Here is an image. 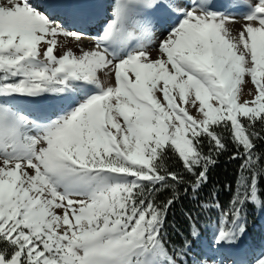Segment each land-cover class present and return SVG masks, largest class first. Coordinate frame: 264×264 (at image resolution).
<instances>
[{
	"label": "snow or ice",
	"instance_id": "snow-or-ice-1",
	"mask_svg": "<svg viewBox=\"0 0 264 264\" xmlns=\"http://www.w3.org/2000/svg\"><path fill=\"white\" fill-rule=\"evenodd\" d=\"M62 7L0 0V264H264L224 255L264 208V0H114L87 49ZM226 152L227 207L201 196Z\"/></svg>",
	"mask_w": 264,
	"mask_h": 264
},
{
	"label": "trees",
	"instance_id": "trees-1",
	"mask_svg": "<svg viewBox=\"0 0 264 264\" xmlns=\"http://www.w3.org/2000/svg\"><path fill=\"white\" fill-rule=\"evenodd\" d=\"M230 154L231 152H226L219 157L218 163L210 171L209 183L205 187L204 192L201 193L202 197H206L209 192L215 191L218 195L219 202L225 207L228 206V202L235 190L239 166L242 163L239 159H229ZM261 184L264 185V180L261 181ZM229 186H231V188H229ZM249 205L251 208L254 207L252 204ZM191 207H193L191 202L189 200H184L182 203L177 204L173 212L170 213L168 217L170 225L168 231L171 234L173 242L178 243L182 238L181 233L186 234L188 223L183 213ZM214 214H216L215 211L207 213L204 216ZM204 216H202V218Z\"/></svg>",
	"mask_w": 264,
	"mask_h": 264
},
{
	"label": "bare ground",
	"instance_id": "bare-ground-1",
	"mask_svg": "<svg viewBox=\"0 0 264 264\" xmlns=\"http://www.w3.org/2000/svg\"><path fill=\"white\" fill-rule=\"evenodd\" d=\"M37 2L45 3V4L64 5L65 7H62L60 9L61 13L68 10H74L80 13V16L74 22L70 18L65 17L63 15L61 16V19H66L73 25L76 24L77 28H82V30L85 32V36L81 41V46L86 49L94 46V41L97 34L101 32L103 26L111 18L112 6L114 4V0H37ZM93 15L101 16L102 20L98 24L90 23L88 21V17H91ZM83 20L85 22H83ZM70 46H73L74 50L78 51V49H76L74 45H70ZM247 86L251 87L250 84ZM16 102L21 107L26 109H31L36 107V105L32 103L31 98L20 97L17 99ZM242 250H244L243 247L230 249L225 251L228 252V254H225L224 252V255L225 256L231 255L235 252H239Z\"/></svg>",
	"mask_w": 264,
	"mask_h": 264
},
{
	"label": "rangeland",
	"instance_id": "rangeland-1",
	"mask_svg": "<svg viewBox=\"0 0 264 264\" xmlns=\"http://www.w3.org/2000/svg\"><path fill=\"white\" fill-rule=\"evenodd\" d=\"M89 21L93 23L92 17ZM85 22V21H83ZM77 27L76 24L73 25ZM219 213L216 212L214 215L204 216L201 218L202 225L206 228L203 233V240L206 243L211 239L212 229L216 226V221ZM210 217V223H208ZM264 245V208H256L247 206V233L241 240L238 248H259Z\"/></svg>",
	"mask_w": 264,
	"mask_h": 264
}]
</instances>
